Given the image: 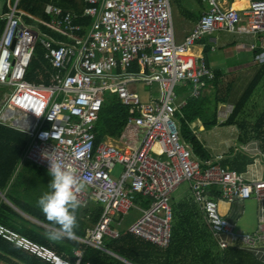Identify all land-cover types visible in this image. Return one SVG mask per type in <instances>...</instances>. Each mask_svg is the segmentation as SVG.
Returning a JSON list of instances; mask_svg holds the SVG:
<instances>
[{
    "label": "built area",
    "instance_id": "obj_1",
    "mask_svg": "<svg viewBox=\"0 0 264 264\" xmlns=\"http://www.w3.org/2000/svg\"><path fill=\"white\" fill-rule=\"evenodd\" d=\"M203 1L210 8L182 43L176 40L173 0H84L82 14L51 5V20L20 10L18 1L10 5L0 37V85L11 92L6 94L0 120L30 134L28 159L49 169L51 156L72 170L89 188L82 187L77 194L83 207L91 200L103 204L102 216L83 239L90 245L105 249L106 236L119 238L121 233L113 225L120 226L121 217L142 196L150 204L138 207L141 215L129 231L167 248L173 233L174 193L189 183L219 247L235 246L264 259L263 153L257 154L263 159V175L251 181L224 167L223 156L204 160L183 140L175 104L177 84L192 81V95L198 98L216 76L204 57L186 52L215 31L264 33V0H248L246 8L228 0ZM25 15L33 22H26ZM84 17L93 19L86 35L78 21ZM39 45L55 69L50 86L27 79ZM259 59L264 62V52ZM135 61L141 72L128 71ZM120 67L122 72L116 73ZM138 82L160 83L161 100L143 104L133 88ZM109 89L116 90L126 105L141 106V115L130 119L146 128L137 147L96 144L94 130ZM233 112L234 105L229 104L218 111V117L226 121ZM157 147L164 158L155 154ZM118 164L124 170L116 178ZM251 198L259 204V226L254 233H239L237 222L221 213L220 201L242 204ZM0 235L51 264H74L2 224Z\"/></svg>",
    "mask_w": 264,
    "mask_h": 264
},
{
    "label": "trees",
    "instance_id": "obj_2",
    "mask_svg": "<svg viewBox=\"0 0 264 264\" xmlns=\"http://www.w3.org/2000/svg\"><path fill=\"white\" fill-rule=\"evenodd\" d=\"M9 2L14 4L16 0H5L2 14L10 11ZM51 5H57L80 14L85 8L84 0H19L18 3L20 10L44 20H51L52 18L49 12ZM2 14L0 13V33L3 32L6 24V20L1 18ZM24 19L28 23L33 22L27 15L24 16ZM92 21L91 18H85V21L81 22L91 24ZM82 35H86V33L82 32ZM263 52L264 48L255 50L259 58ZM36 54L32 62L33 68L39 67L44 58L42 45L38 46ZM260 62H262L260 70L240 96L239 101L235 104L234 112L226 120L225 125L239 124L244 131L239 136L242 142L250 140V133L254 132V136L260 142L264 153V112L251 128L248 127L246 120H241L248 103L264 79V62L262 60ZM215 75L212 82L215 84L212 94L208 95L209 97L192 99L184 109V116L181 118L183 139L192 143L194 152L204 160L211 159L212 155L196 132L201 126L197 121L202 122L205 130L216 127L219 124V104L221 102L226 103L232 92V87L222 86L219 82L222 72L215 70ZM28 78L33 80L30 76ZM135 112H137L136 108L125 106L119 96L115 92H111L104 102L96 128L97 142H102L110 136L123 144L138 145L144 135V129L129 122L131 114ZM29 140V136L24 132L0 123V223L40 244L50 247L54 245L53 248L60 255L71 261H75L74 248L79 247L84 251L83 264H127L106 251L86 246L76 240H74L75 246L73 248H68L69 245H58L49 241L46 238L44 228L37 224L34 225L31 220H27L9 203L4 200L1 201V194H4L7 199L22 210L29 211L32 216L46 224L56 226L46 219L37 206L38 198L47 191L48 171L34 161L26 160L23 162ZM237 158L236 162L241 158L243 159L241 160L243 166L252 162L249 156L240 150ZM226 164L224 162L225 166ZM228 166L226 167L235 169L232 165ZM15 198H22L20 201H27L31 208L25 210L27 207H21L14 202L16 201ZM173 199V233L171 243L167 248L145 241L129 232H123L117 239L106 237L105 246L136 264L153 262L159 264H264L246 249L235 246L227 249L219 247L188 183H184L175 192ZM103 211L104 208L94 202L86 209L77 211V223L81 226L80 235H86L87 229L97 224ZM69 240L72 241L73 239ZM0 262L6 264H51L25 252L1 235Z\"/></svg>",
    "mask_w": 264,
    "mask_h": 264
},
{
    "label": "crops",
    "instance_id": "obj_3",
    "mask_svg": "<svg viewBox=\"0 0 264 264\" xmlns=\"http://www.w3.org/2000/svg\"><path fill=\"white\" fill-rule=\"evenodd\" d=\"M173 1H174L175 5L177 7V17H178V24H177V26H175V22H174L176 40L178 42L182 43L186 39V37L191 34V32L193 31V29L195 28V26L197 25V23L201 19L202 15L206 11H208L210 7H209V4L206 1H203V0H185V1H188L186 6H183L182 5V2L184 0H173ZM4 3L5 2L3 0L2 4L0 5V13L1 14H2V10H3ZM232 4L235 7L246 8L249 5V1L248 0H232ZM10 5H11V2H9V7H10ZM206 5L209 7L208 9H205V6ZM7 13L2 14V16H1V18H3V19L6 20V22H7V19H6ZM85 18H91V17H84V18L79 19L78 21L85 26L84 32L87 34L88 33V29H89V27H90L91 24H84L83 22H81L83 20L85 21ZM173 20H174V16H173ZM47 31L50 32L52 35H54L56 38H62L64 40H68V38H64L63 36H61L60 34H58L55 31L54 32L51 31V30H47ZM2 33L3 32L0 33V37H1ZM226 33H231V32H226ZM231 34L234 35L233 36V40H235V42L234 41H231L232 37H230V36L229 37L228 36L227 37L226 36H224V37H222V36H219V37H213V36H211V41L214 43V45H210L207 42V38L205 37L202 40H200L199 42H197L194 46H192L190 48V51H191L192 54L196 55L197 57H204L205 60H206V62L208 63V65H210L211 67H213L216 71L222 72V77L219 80V82L221 83L222 86H230V87H232V92H233L232 95H234V96H232L234 98L228 97V100H227L226 103L229 102V104H233L234 105V108H235V104L239 101L240 96L245 91V89L248 87V85L250 84V82L252 81V79L254 78V76L256 75V73L260 70L261 65H262V62H260L259 57L255 53V50L258 48V44H259V42H258V36H255V35H247V34H237V33H231ZM238 41H240V42H238ZM232 45L235 47L234 48V51L233 52H231L230 50L229 51H226V49L228 47L232 46ZM36 55H35V57H36ZM33 60H34V58H33ZM33 60H32V62H33ZM122 70L123 69H121V67H120L119 69H117L116 73L122 72ZM128 71L129 72H135V73L137 72L138 73V72H141L142 69H141V66L139 65V63L137 61H135L132 64V66L128 69ZM249 72H250V74L251 73H255V74H254L253 78L251 79V81L249 82V84L246 87L243 88L244 84L242 83V80L245 79L247 76L249 77V75H250ZM54 73H55V69L53 68L52 64L49 63V61L45 58V49H44V58L41 61V65L39 67L36 66L35 68H33L32 67V63H31V66H30V69H29V73H28L27 79H28L29 82H31L33 84L50 86V85L53 84L52 75ZM29 76L33 80H29V78H28ZM212 82H210L209 86L205 89L204 93L201 96H199L198 98H196V97H194L192 95V81H188V83H179V84L176 85V87H175V92H176L175 104L178 107L177 108V111H176V119L178 120V122L180 124V130L182 129L181 118L184 116V109L188 106L189 102L192 101V99H201L202 97H206V96L212 94V92L214 91V85H215ZM156 83H154L152 85H147L145 82H138V83H135L136 85H134L133 88L136 90V92L139 93V87L141 85L153 86ZM179 86H182V87L188 86L189 87L190 94H184L185 99H183V100H179V98L181 96L178 93V91H177V88ZM3 87H7V86H3ZM237 88H243V90L242 91H237L238 90ZM161 90H162V97H163L164 92H163V86L162 85H161ZM236 91H237V94H236ZM108 92H109V94L111 92H115L119 96V94L116 92V90L109 89V90H107V92L105 94V100L107 98V93ZM6 94L7 93H3V95H0V117H1V115L3 113V109H4V106H5L4 105V100H5ZM161 98L159 100H161ZM119 99L121 100V102L125 106H128V105H126L123 102V100L120 98V96H119ZM141 100H142V98H141ZM154 100H158V99H154ZM142 103H143V100H142ZM226 103L221 102L219 104V110L221 108H223L224 107V104H226ZM143 104H147V103H143ZM128 107H134V108L137 109V112H135L134 114H131V116L129 118V122L131 124H135L137 126H140V125H138V124H136L134 122H131L130 119L132 117L141 115V113H142L141 106H128ZM99 120H100V118H99ZM99 120H98V122H99ZM218 120H219V124L216 127L212 128L210 130H205L204 129V126L202 125V122L200 120H198L197 122L199 124H201V126L199 127V129L197 131L195 130L197 132L198 136L200 137V139L202 140V142L205 144V146L208 149V151L211 153V155H212V158L211 159H215V158H218L219 156H223L224 157V160L222 162V165L224 167H226L227 165L234 166L235 169H232L229 166H228L229 167L228 169L231 168L230 170H235V171L241 173L247 180H250V181L261 178L262 175H263V159L259 155H257V154L263 153L260 150V142L257 139H255V138H251L250 140H248L246 142L245 141L242 142L239 139V137H236V140L240 141V144H241V145H239L240 146V149H238L239 146L236 147V149H234V147H235V139H229V140L224 139V145H222V144L220 145L219 143L212 142V136H214L215 134H220V133H223L224 132L222 130H219L222 127H227L228 129L230 128L232 133H234V132L239 133V131H240V134H243V132H244L241 129V127H240L239 124L225 125V122H226L225 120H222L219 117H218ZM98 122H97L96 127H95V130H94L95 135H96V128H97ZM0 123H2L3 125L9 126L11 128H14L16 130H19L21 132H24L25 134H27L29 136V139L30 140H29V144L27 145L26 150H25V153H24V156H23V162H25L26 160H30V159L27 158V153H28V150H29L30 145H31V142H32V138H31L30 134L27 133L26 131H24L23 129H21L18 125H10L8 122H5L4 120H0ZM140 127H142V126H140ZM219 127H221V128H219ZM142 128L144 129V135H143L141 141L143 140V138H144V136L146 134V128L145 127H142ZM205 131L207 133L204 136L205 137L204 138V137H202V134L201 133H203ZM227 131L230 133L229 130H227ZM253 133L254 132H251L250 134H253ZM141 141H140V143H141ZM184 141L186 143H188L192 147V143L187 142L186 140H184ZM106 142L111 143V144H114V145H116L118 147H137L140 144L139 143L136 146L130 145V144H123V143L119 142L118 140H116V139H114V138H112L110 136H108L102 142H99L98 143L97 142V135H96V144L97 145H99L101 143H106ZM239 150L241 152H245L249 156L250 161H252L247 166H243V162H241V160H243L242 158H241V160L239 159L238 162L235 161L236 159H238L237 157H238V154H239ZM220 151H223V153H225V154L224 155H218V154H221V153H219ZM196 155L199 156V157H201L197 153H196ZM263 155H264V153H263ZM224 162L227 163L226 166L224 165ZM118 165H121V164H118ZM45 169L48 171L47 168H45ZM123 170H124V167H123ZM122 172L117 177L114 175V177L118 178L122 174ZM114 173H115V170H114ZM48 178L49 179H48V182L47 183L49 184V182L51 180V177H50L49 173H48ZM86 190H89V188L86 189ZM47 191H48V187H47ZM1 197H2L1 198L2 200L1 201L4 200L7 203H9L12 208H14L16 211H18L27 220H31L34 225L37 224L40 227L44 228V230L46 232L50 228L56 227V226H53V225L46 224L42 220H40V219L32 216L29 213V211L22 210L20 207L16 206L9 199H7V197L4 194H1ZM20 199H22V198H15L16 201H14V202L18 203L21 207L22 206L23 207L26 206L27 209H25V210H29L31 208L29 206L30 203H27V201H20ZM93 202L96 203V204H98V205H100V206H102L104 208L103 204H101L99 202H96L94 200H91L86 207H83L81 205V207L79 209H86ZM137 202H141V204H138ZM146 202H147V204H146ZM221 202H225V201H222L221 200L220 203ZM173 203H174V201H173ZM225 203H228V202H225ZM135 204L137 205L136 207H133L127 214H125V215H123L121 217L122 220H123V223L120 226L113 225L114 227H117V229L120 231L121 235L123 234V232H129V233H131L129 231V226L131 224L129 226H125L124 225V222L126 220V217L131 213V211L133 209H136V211L138 212L139 217H140L141 212H140V209L138 207L139 206L140 207H148L149 204H150V200L145 199L142 196H139V197H137ZM228 204H230L232 206L225 210L224 215L227 216L229 219L234 220V221L237 222L239 220V218L241 217V215H242L241 214V212H242L241 204L235 203V202L234 203H228ZM200 208H201V206H200ZM201 211H202V209H201ZM202 213H203V211H202ZM82 215H83V213H82ZM203 217L205 219L204 213H203ZM258 218H259V208H258ZM3 226H5V225H3ZM258 226H259V223H258ZM6 227L9 228V229H11L12 231L18 233L20 236L25 237V238L31 240L32 242H35L37 244H40V243H38L36 241H33L32 239H30V238H28V237H26V236H24L22 234H20L18 231L13 230L12 228H10L8 226H6ZM94 227L88 228L86 235L83 236V235H80V233H79V231L81 229V226L79 225V223H77V227L74 230L75 231V239H73L72 241L69 240V239H65L62 242H58V243L55 242V243H57L58 245H69L68 248H73L75 246L74 240H76V241H78V242H80V243H82V244H84L86 246L98 248V247H95V246L90 245V244H88V243H86V242L83 241V239L88 235L89 231L91 229H93ZM106 237H108V236H106ZM105 238H104V241H105ZM111 238H113V237H111ZM114 239H117V238H114ZM8 241H10V240H8ZM104 241H103V245H104V248L105 249H102V248H98V249H101L103 251L108 252L109 254L115 256L116 258L124 261L127 264H130L129 262H131L132 264H136V263H133L132 261L124 258L123 256H121V255H119V254H117V253L112 252L111 250H109L105 246ZM10 242L11 243H14L17 247L21 248L25 252H27V253H29L31 255H35V256L39 257L41 260L44 261V259H42L37 254H35V253H33V252H31V251H29V250H27V249L19 246L15 242H12V241H10ZM40 245H43V246L51 249L52 251L56 252L57 254H59L53 248L54 245H52L53 247H50V246H47V245H44V244H40ZM247 251H249V250H247ZM249 252H251L259 261H261V262L264 263V259H263L262 256L257 255L253 251H249ZM74 255H75V261H71V260L65 258L63 255H60V256L63 257L64 259H66V260L74 263V264L77 263L78 261H80V264H83V257H84V251H83V249L82 248H79V247L74 248ZM87 264H93V263H87ZM148 264H159V263L153 262V263H148Z\"/></svg>",
    "mask_w": 264,
    "mask_h": 264
},
{
    "label": "rangeland",
    "instance_id": "obj_4",
    "mask_svg": "<svg viewBox=\"0 0 264 264\" xmlns=\"http://www.w3.org/2000/svg\"><path fill=\"white\" fill-rule=\"evenodd\" d=\"M19 2V0H16V2ZM229 2H231L232 0H228ZM3 0H0V5L2 4ZM5 2V0H4ZM15 2V3H16ZM188 1H183L182 5L186 6ZM173 5V16H174V22H175V26H177L178 24V17H177V7L174 3V1L172 2ZM209 7L206 5L205 9H208ZM221 32V33H220ZM223 31H215L212 32L210 34H207L205 37L207 38V42L210 45H214V43L211 41V36L213 37H219V36H230L232 37L231 41L233 40V34L231 33H226ZM255 36H258V48H262L263 49V44H264V33H259V34H255ZM204 37V38H205ZM199 42V41H198ZM240 42V41H238ZM234 46H230L226 49V51H234ZM251 72V71H250ZM249 72V74H250ZM255 73H251L249 75V77L247 76L245 79L242 80V83L244 84L243 88L246 87L249 82L251 81V79L253 78ZM238 81V80H237ZM236 83V82H235ZM243 88H237V91H242ZM178 93L181 95L179 100H183L185 99L184 94H190L189 91V87H182L179 86L177 88ZM236 91V94H237ZM7 92H11V88L10 87H3L0 86V95H3V93H7ZM139 94L143 100V103H149L154 99H160L162 97V90H161V85L159 83H156L153 86H145V85H141L139 87ZM233 92L230 94L229 97L234 98L232 96ZM110 95L109 92L107 93V96ZM236 98V97H235ZM229 102L224 104L225 106H228ZM264 112V79L262 80L261 84L259 85L257 91L255 92V94L253 95V98L250 100V102L247 105L246 110L244 111V114L241 116V120H246V122L248 123V127H253L252 125H255V123L258 121V119L260 118V116L263 114ZM240 120V121H241ZM221 128V127H219ZM237 128V127H236ZM249 128V129H250ZM224 131L223 133L220 134H215L214 136H212V142L214 143H219L220 145H224V139L229 140V139H235V147L234 149H236V147H238L240 144V141L236 140V137L240 136V131L239 133L231 132V129L227 128V127H222L221 129ZM229 130L230 133L227 131ZM206 131L201 133L202 137H204L206 135ZM254 134V133H253ZM251 134V138H256V136L254 137V135ZM205 138V137H204ZM157 153H155L157 156H160L161 158H164L165 156L163 155L160 147H157ZM238 149H240V146L238 147ZM260 150L262 151L261 148V144H260ZM218 155H224L225 153H223V151H220ZM251 153V152H250ZM252 155V154H251ZM123 171V166L122 165H118L115 169V173L114 175L117 177L121 172ZM84 189H88L87 186H83ZM138 204H141V202H137ZM232 205L225 203V202H221L220 203V208H221V213L224 214L225 210L228 209L229 207H231ZM258 202L255 198H251V199H247L244 201V203L241 204V209L243 211L241 217L239 218V220L237 221V232L239 233H253L257 230L258 228V223H259V218H258ZM139 217L138 212L136 211V209H133L131 211V213L126 217V220L124 222L125 226H129L130 224H132L137 218ZM6 227V226H5ZM0 264H6L4 262H0Z\"/></svg>",
    "mask_w": 264,
    "mask_h": 264
},
{
    "label": "clouds",
    "instance_id": "obj_5",
    "mask_svg": "<svg viewBox=\"0 0 264 264\" xmlns=\"http://www.w3.org/2000/svg\"><path fill=\"white\" fill-rule=\"evenodd\" d=\"M48 160L51 180L48 191L38 198L37 206L46 219L56 225L45 233L46 238L58 243L65 239H75L76 213L81 207L77 194L83 185L62 161L51 156H48Z\"/></svg>",
    "mask_w": 264,
    "mask_h": 264
},
{
    "label": "bare ground",
    "instance_id": "obj_6",
    "mask_svg": "<svg viewBox=\"0 0 264 264\" xmlns=\"http://www.w3.org/2000/svg\"><path fill=\"white\" fill-rule=\"evenodd\" d=\"M186 54L196 56V55L191 53L190 49L186 52Z\"/></svg>",
    "mask_w": 264,
    "mask_h": 264
},
{
    "label": "water",
    "instance_id": "obj_7",
    "mask_svg": "<svg viewBox=\"0 0 264 264\" xmlns=\"http://www.w3.org/2000/svg\"><path fill=\"white\" fill-rule=\"evenodd\" d=\"M127 261V260H126ZM128 262V261H127ZM130 264H132L131 262H129Z\"/></svg>",
    "mask_w": 264,
    "mask_h": 264
}]
</instances>
